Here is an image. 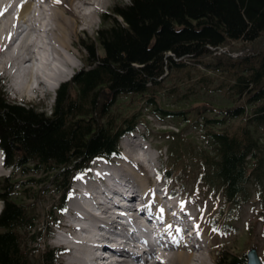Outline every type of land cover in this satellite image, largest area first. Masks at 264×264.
Segmentation results:
<instances>
[{
  "label": "trees",
  "instance_id": "1",
  "mask_svg": "<svg viewBox=\"0 0 264 264\" xmlns=\"http://www.w3.org/2000/svg\"><path fill=\"white\" fill-rule=\"evenodd\" d=\"M100 19L95 35L79 40L83 67L59 86L48 114L10 102L0 86L5 165L47 176L0 181V264L57 263V249L40 243L56 215L50 209L44 227L36 225L37 196L53 187L62 207L72 179L96 157L120 156L119 140L144 125L146 115L172 124L155 136L164 145L167 179L177 192L190 186L189 193L213 200L210 229H224L253 197L264 235V47H251L264 35V0H128ZM207 46H249L253 53L212 55ZM169 54L190 55L193 64ZM176 79L186 91L178 99L173 92L162 97V84ZM201 91L214 96L206 99ZM127 96L141 107L130 116L113 113L115 99ZM30 184L38 186L32 196ZM14 192L32 205L11 202ZM27 240L37 245L23 249ZM214 264H246V257L217 248Z\"/></svg>",
  "mask_w": 264,
  "mask_h": 264
},
{
  "label": "bare ground",
  "instance_id": "2",
  "mask_svg": "<svg viewBox=\"0 0 264 264\" xmlns=\"http://www.w3.org/2000/svg\"><path fill=\"white\" fill-rule=\"evenodd\" d=\"M18 1L20 0H0V69L15 76V80L17 79L14 83L15 90L17 89L19 92H39L47 83L49 91H54L60 82L70 79L78 66L77 56L79 52L73 45L72 40L76 36L77 25L89 30L94 23V15H97L102 8L108 5V0H59V2L57 0H35V6L30 15H25L24 11H28L34 0H25L16 14H9ZM21 24H24L28 31L24 34V38L15 44L18 35L22 33L21 27L23 26ZM33 31H36L37 34L38 40L36 42L33 41L34 39L29 38L30 33ZM38 46H40L39 52L42 55L39 65H35L33 63V48ZM49 60L58 64L55 72L51 71L53 69L50 70ZM59 65L63 66V70L59 69ZM24 77L26 78L25 81L23 80ZM33 83H35L34 86H32ZM123 146L124 156L122 159L124 161L121 165H118L116 169H112L111 173L98 170L97 177L100 184L104 188H108L110 180H115V177H117L116 182L118 184L126 183L134 187L142 194L141 198L144 201L150 199L149 209L152 202L162 205L161 198L158 195V191L162 188L155 187L149 177L144 174L145 171L151 173L155 170H152L149 164L142 163L140 165L144 168L143 170L132 159L133 151L139 148L140 145L136 141L129 142L124 139ZM1 168L0 166V170ZM86 186L90 188V185ZM86 197V207L93 205L101 210L103 216L105 215L108 218L110 227L106 229L103 225L97 226V229L106 230L103 237L101 232H93L82 225L78 227V231L83 232V237L81 240L68 245L71 251L66 264H100L107 259L99 253V250L103 247L107 248L108 232L110 228L116 226L114 216L109 211L110 201L108 200L105 204L100 195ZM71 201L73 206L79 209L81 213H88V210L82 207V202L78 199H72ZM175 201L176 203L172 205V208H175V215L184 216L187 221H184L182 227H187L191 214L183 208H179L182 204V200L179 204L180 198L177 197ZM162 207L163 210L162 208L160 210L163 212V216L168 218L165 212L166 208L164 205ZM160 210H157V212L159 213ZM68 214L77 220L92 218L90 215L84 217L71 207ZM195 221L197 223V218H195ZM197 226L199 229L200 225L198 223ZM68 228L73 233L77 231V228ZM159 228L164 231L167 244L162 246L158 257L153 256L152 252L150 253V256L152 255L154 259L149 264H208L206 257L212 262V259L208 256V245L198 243V229L192 230L186 235L171 226ZM125 234L130 235L129 232H125ZM95 236L102 241L101 247L93 244L97 242L94 241L97 240L94 238ZM57 241L59 242V240ZM116 253L122 259L115 260L113 264H132L124 259L128 256L124 247L119 248ZM137 257L136 255L132 256V260L139 262Z\"/></svg>",
  "mask_w": 264,
  "mask_h": 264
},
{
  "label": "rangeland",
  "instance_id": "3",
  "mask_svg": "<svg viewBox=\"0 0 264 264\" xmlns=\"http://www.w3.org/2000/svg\"><path fill=\"white\" fill-rule=\"evenodd\" d=\"M117 3H122V4H127L128 0H108V5L102 8V10L97 14L94 15V23L93 25L88 29L82 28L81 25H77V33L76 36L72 38L73 40V45L77 48L79 55L77 56L78 59V66L76 67L75 71H78L82 66H83V49L81 48V45L79 43L80 39L83 38H89L95 35V32L102 26V21L100 17L104 14L108 15L111 14L113 11V5ZM100 15V16H99ZM36 34H33L35 36ZM33 39V38H30ZM38 40V39H37ZM36 42V40H33ZM253 49L258 48V47H264V35L258 39L255 43L252 44L251 46ZM251 47L247 46L243 49L240 50H231L229 46L227 48L231 52H239V51H244L246 50L249 53H253ZM170 56V55H169ZM51 61V60H49ZM48 61V62H49ZM50 63V62H49ZM50 65H54L53 68L50 67ZM58 65L56 62L53 61V63L49 64V68L51 71L55 72L56 66ZM168 73V69L165 72V76ZM73 75V74H72ZM71 75V76H72ZM0 77H2L5 80L6 83V93L7 97L11 101H15L21 104H33L36 106L38 109H43L47 113H49L52 105H53V96L52 92L49 91V86L47 83V87L41 88L39 92H31L29 93L28 91L26 92H19L17 89L15 90V76H13L12 73H8L5 71H0ZM25 77L23 80L25 81ZM68 79H65L63 82L68 81ZM214 81H218L217 79H214ZM61 83V82H60ZM176 83V84H175ZM57 89V88H55ZM55 89H54V94H55ZM186 91L185 88L182 87V82H180L178 79L169 81L166 80L162 84V90H160L159 93L162 97H166L165 95L173 92L175 95V98L178 99L180 98V95L183 94ZM202 94L205 96L204 98L211 100L210 96H214L211 94H208L209 92L201 91ZM27 93V94H26ZM35 94L37 97L33 98V94ZM158 93V94H159ZM218 96V95H217ZM120 101L117 104H114L111 106V111L113 113H117L118 111H122L125 116H130L133 111L139 109L141 107V102L135 103L131 102V97H117L115 101ZM159 100V96H158ZM160 101V100H159ZM171 101V100H169ZM121 108H123L125 111H123ZM119 109V110H118ZM146 113V112H145ZM146 119L143 120L144 125H139L137 132H145L146 128H149L150 133L146 134V144L150 148V153L151 155H157L159 159V163L156 165L158 167V175L153 176L152 172H144L145 175H147L150 179V181L154 184L155 187H163V191H172L173 190V183L172 181H167L166 176L163 173V168L161 166V160L160 159V154H161V149L164 148L163 142L159 141L155 138L156 133L158 130L166 128V129H171L170 123H166L165 125L160 124L156 118H154L151 115H146ZM123 140L121 141V149L123 152ZM164 150V149H163ZM124 156V155H123ZM124 161V159H123ZM1 166V165H0ZM0 170V178L5 177L8 179L9 183L15 182L17 179L19 180H25L28 177H34L36 180L43 178H47V176H44V173H30L31 171H28L29 173L27 175L21 174V171L18 170L15 173H9L8 168H3L1 166ZM28 170V169H26ZM153 180V181H152ZM155 182V183H154ZM31 188L32 191H30V196H32V192L36 191L38 189V186H33L32 184ZM30 187V186H28ZM156 188V189H157ZM187 191L188 192L192 187L187 186ZM192 192V190H191ZM21 196V197H20ZM176 196H181V198L188 202L186 209L190 211L191 215L197 216V221L200 224V229L198 230V235H199V240L198 243L202 244H207L209 247V255L210 258L212 259V262L215 261V251L217 250L216 247H220L223 249H226L229 253L231 254H240V253H246V251L254 247L257 251V254L260 256L261 255V250H262V244L264 241V235L262 234V227L263 223L262 220L258 217L257 214V205L256 201L253 199V197L250 199L249 202L244 204L241 209L239 210V216L238 218L230 221V225L227 227V231L224 232H217V231H212L208 229V222L213 215V213L216 210V207L214 206V203L212 202V199L209 198H204L202 196L198 195H191L189 196L188 194H177ZM40 198V201L38 204L35 205V211L31 213V215L36 216L35 223L36 225L42 226L45 213L47 211H50L52 207H57V201L60 198L59 194L57 192H53V187L48 188L47 192L45 193L44 191L37 196ZM9 200L11 202H16V199H18L22 204L23 203H30L32 205V200H29L28 198L24 199L23 195L20 194L18 197L14 196L13 194H10L8 196ZM180 198V197H178ZM30 205V206H31ZM2 203L0 201V211H1ZM67 213L62 216V224H66L67 220ZM56 232V231H54ZM20 236H23V231L20 230L18 231ZM27 236H30V231L24 235L26 238ZM23 238L20 237V242H22ZM41 244H43V241H40ZM48 247L50 248H55V247H61V245L57 244L56 241L53 239V235H51L48 238V241L45 240L44 242ZM36 243L30 244V240L25 241V245L21 246L23 249L25 247H30V246H36ZM101 250H99L100 253ZM66 257L62 256L60 257V264H66L65 262ZM68 259V258H67ZM207 263L213 264L209 259L206 257Z\"/></svg>",
  "mask_w": 264,
  "mask_h": 264
},
{
  "label": "water",
  "instance_id": "4",
  "mask_svg": "<svg viewBox=\"0 0 264 264\" xmlns=\"http://www.w3.org/2000/svg\"><path fill=\"white\" fill-rule=\"evenodd\" d=\"M247 262L246 264H261L255 248H250L246 253Z\"/></svg>",
  "mask_w": 264,
  "mask_h": 264
},
{
  "label": "snow or ice",
  "instance_id": "5",
  "mask_svg": "<svg viewBox=\"0 0 264 264\" xmlns=\"http://www.w3.org/2000/svg\"><path fill=\"white\" fill-rule=\"evenodd\" d=\"M57 2H59V0H57Z\"/></svg>",
  "mask_w": 264,
  "mask_h": 264
}]
</instances>
